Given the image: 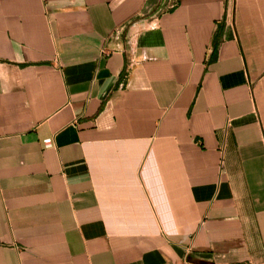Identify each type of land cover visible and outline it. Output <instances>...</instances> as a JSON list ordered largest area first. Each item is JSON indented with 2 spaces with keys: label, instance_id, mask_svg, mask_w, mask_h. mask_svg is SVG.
Segmentation results:
<instances>
[{
  "label": "crops",
  "instance_id": "1",
  "mask_svg": "<svg viewBox=\"0 0 264 264\" xmlns=\"http://www.w3.org/2000/svg\"><path fill=\"white\" fill-rule=\"evenodd\" d=\"M0 264H264V0H0Z\"/></svg>",
  "mask_w": 264,
  "mask_h": 264
},
{
  "label": "built area",
  "instance_id": "2",
  "mask_svg": "<svg viewBox=\"0 0 264 264\" xmlns=\"http://www.w3.org/2000/svg\"><path fill=\"white\" fill-rule=\"evenodd\" d=\"M174 6H175V4L172 5V7H174ZM130 64H131V66H132V65H133V62H131ZM47 144H50V141H47Z\"/></svg>",
  "mask_w": 264,
  "mask_h": 264
}]
</instances>
